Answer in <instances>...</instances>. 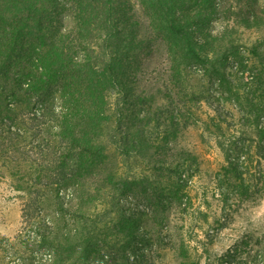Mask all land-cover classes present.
Instances as JSON below:
<instances>
[{"label":"trees","instance_id":"obj_1","mask_svg":"<svg viewBox=\"0 0 264 264\" xmlns=\"http://www.w3.org/2000/svg\"><path fill=\"white\" fill-rule=\"evenodd\" d=\"M67 2L72 4L71 28L59 20ZM214 2L136 0L147 19L150 34L144 35L130 0H0V162L12 166L13 188L27 197L41 201L42 195L52 194L59 211L52 225H43L40 237L52 248L53 264L98 253L105 241L95 224L99 207L106 214L115 210L116 225L128 230V239L144 240L137 233L144 210L121 208L117 196L135 191L149 211L160 215L173 199L180 202V173L197 157L181 149L180 160L172 165L160 157L154 134L163 142L176 131L178 137L200 120L199 105L210 107V97L218 106L201 122L224 154L217 182L223 177L233 193L245 197L253 187L246 181L248 167L255 162L253 180L259 187L253 189L264 190V70L249 64V57L261 65L264 58L260 45L241 50L236 39L226 36V27L218 35L206 29ZM242 20L246 28L255 22ZM154 39L165 46V96L175 91L177 107L153 105V94L135 91L137 72H142L143 56L152 53ZM113 94L121 103L112 108ZM225 104L235 115L225 111ZM112 119L117 123L110 133ZM43 123L51 145L32 139L41 134L36 127ZM222 124L236 128L238 136L225 139ZM115 144L121 155L138 158L174 181L158 186L138 173L118 175L109 163L108 147ZM37 146L34 168L27 159L34 162L29 151ZM236 158L249 166H240ZM61 188L73 189L75 204L60 199ZM68 221L75 227L66 225L62 231L60 225ZM11 248V241L0 240V255ZM185 253L179 264H195Z\"/></svg>","mask_w":264,"mask_h":264},{"label":"rangeland","instance_id":"obj_2","mask_svg":"<svg viewBox=\"0 0 264 264\" xmlns=\"http://www.w3.org/2000/svg\"><path fill=\"white\" fill-rule=\"evenodd\" d=\"M214 1L213 7L216 11L210 15L206 29L211 34L218 35L226 27V36L236 39L235 42L241 50L246 52L254 44L260 45L259 50L262 51L264 58V0ZM130 2L133 4L134 16L141 24L140 32L149 35L145 29L147 19L140 6L136 0ZM242 17H250V20L255 22L251 23L250 28H246L242 23L244 22ZM59 20L65 28L73 26L70 2L66 3V11ZM152 45V53L143 56L142 72H137L135 91H142L146 95L153 94V105L177 107L175 91L171 92L170 98L165 96L168 65L165 46L156 39ZM250 62H253L257 69L264 70V64L261 65L253 56L249 57V64ZM211 93L217 95L215 90ZM111 101L112 108L121 103L117 94L111 96ZM207 101L210 107L205 102L199 105L197 115L200 120L178 132V137L176 131L170 135L171 139L163 142L160 135L156 138L154 134V144L161 148L160 157L172 165H177L180 160L181 149L197 157L196 164L188 169L185 167L180 173L179 183L184 187L180 202L173 199V204L160 215L149 211L144 205V200H141L135 191L117 196L121 208L139 211L140 207L144 210L140 211L137 232L144 240L140 242L128 239V230L120 229L116 225L118 214L115 210L106 214L101 210L103 207H99L100 213L95 218L97 219L95 224L99 236L105 238V241L100 244L98 253L77 258L78 260L73 257L68 264H179L184 252L185 258L195 264H264V190L255 192L253 189L254 186L259 187L253 180L255 173L253 167L255 168L256 164L253 162L252 166L248 167L249 164L235 159L237 164L244 168L248 167L250 172L246 181L253 187L245 197L233 193L224 184L223 177L222 181L217 182V174L221 166L225 165V159L216 144V137L205 131L201 122L207 120L206 115H214L213 110L218 106L212 97ZM223 108L235 115L234 110L227 104ZM112 112L114 115V109ZM25 120L27 125H31V122ZM116 123L115 119H112L110 133L116 129ZM45 125L43 123L36 127L41 134L32 139L40 145L50 141L51 145L53 140L47 133ZM222 128L225 139L238 136L234 131L236 128L226 129L223 124ZM210 129L217 132L212 126ZM157 130L161 131L162 128ZM249 135L255 139L252 132ZM26 139L31 138L26 136ZM162 142L165 143L164 147L161 146ZM116 146L117 144L109 145L108 151L112 156L109 163L115 165L118 175L126 177L138 173L145 175V178L158 186L161 183L170 185V182L174 181L163 173L155 172L150 168V164L138 158L121 155ZM40 148L41 146H37L29 151L32 152L34 162L27 159V163L34 168L37 167L35 159ZM11 154L17 155L15 152ZM10 171H13L12 166H3L0 162V240L11 241L12 247L0 255V264H53L52 248L40 237L45 226L52 225L59 211L52 204V194L48 198L42 195L41 201H37L35 196L27 197L24 192L13 188L14 178L9 175ZM44 173L47 174L46 171ZM72 192V188H61L58 194L60 199L69 205V202H72L70 200ZM72 204H75V200ZM85 209L83 205L82 211ZM86 211L90 213L92 210ZM160 217L163 218L162 224L159 222ZM70 222L60 225L62 231L66 225L67 228L75 227V224L70 225Z\"/></svg>","mask_w":264,"mask_h":264}]
</instances>
